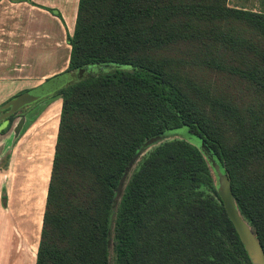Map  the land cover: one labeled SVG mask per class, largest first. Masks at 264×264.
Segmentation results:
<instances>
[{"label":"trees","instance_id":"1","mask_svg":"<svg viewBox=\"0 0 264 264\" xmlns=\"http://www.w3.org/2000/svg\"><path fill=\"white\" fill-rule=\"evenodd\" d=\"M67 42L60 76L73 81L53 95L62 108L36 264H253L202 146L264 254V12L80 0ZM195 69L237 87L210 95Z\"/></svg>","mask_w":264,"mask_h":264},{"label":"crops","instance_id":"2","mask_svg":"<svg viewBox=\"0 0 264 264\" xmlns=\"http://www.w3.org/2000/svg\"><path fill=\"white\" fill-rule=\"evenodd\" d=\"M79 1L0 0V116L20 96L31 99L22 116L0 122V264L37 261L62 108V99L53 95L71 52L67 42L69 54L61 69L60 26L66 39L73 35ZM228 6L264 12V0H228ZM18 82L25 85L12 93ZM44 104L40 112L33 111ZM22 117L25 124L15 139Z\"/></svg>","mask_w":264,"mask_h":264},{"label":"rangeland","instance_id":"3","mask_svg":"<svg viewBox=\"0 0 264 264\" xmlns=\"http://www.w3.org/2000/svg\"><path fill=\"white\" fill-rule=\"evenodd\" d=\"M44 26L46 27V23L44 24ZM60 29H61V31H60V36H59V59H60L61 69H62L63 63L65 62V60H66V58H67V56L69 54V48H68L67 39L65 37V33H64L63 29H62V26H60ZM15 67L18 68L19 66H15ZM194 71H195L196 75L200 77L199 79H195L196 82H198V84L201 86L202 89L208 90L210 95L212 93H214V95L218 94V93H222L223 95H225V92L227 93V90H229V89L232 90L236 86L234 84L233 80L231 81L229 78H227L225 75H223L221 73L210 72V71H206V70H203V69H195ZM12 74H13V76H15V71ZM0 75L3 76L4 73H0ZM59 80H60L61 87L66 86L68 83H70V81H73V79L71 80L68 75H64ZM13 84H15V83H13ZM24 85H25V83L18 82L16 84V86L15 85L13 86L12 93L20 90L21 88H23L22 86H24ZM17 86H18V88H16ZM233 91H235V90H233ZM45 107H46V105L44 104L43 107L42 106H38L37 109H35L33 111L34 112H37V111L40 112ZM175 133L178 134V135H183L185 132L184 131H178V132H175ZM20 135H21V133H20ZM15 139H17V138L15 137ZM185 139L187 141L193 143V144L194 143L197 144L199 147L201 146L197 142L196 138H194L192 136H186V134H185ZM166 140H164V141H166ZM146 148L147 147H145L142 150V152L136 157L134 163L138 162V161L142 162L146 157L149 156V153L151 152V150H149L145 154H143V152L145 151ZM150 148L151 147H149L148 149H150ZM209 165H210V169L212 171V175H213V177L215 179L217 188H218V190L222 191L223 190V184H222V178H221L220 171L221 172H223V171H222L221 168L217 169L213 165L212 162H209ZM133 170H134V167H132L131 171H133ZM251 257H252L253 264H264V257L256 249H252L251 250Z\"/></svg>","mask_w":264,"mask_h":264},{"label":"water","instance_id":"4","mask_svg":"<svg viewBox=\"0 0 264 264\" xmlns=\"http://www.w3.org/2000/svg\"><path fill=\"white\" fill-rule=\"evenodd\" d=\"M83 73L84 72L81 71L79 73V77H82ZM29 102H31L29 95H26V96L23 95V96H20L19 98L15 99V100H13L10 104L12 110L8 114L0 116V122L2 120H4L5 118L13 115L17 110H19L21 107H23L25 104H28ZM24 124H25V118L22 117L20 122L18 123V125L15 128L16 138L19 137V135H20V133L24 127ZM164 140H165V138H162V137H158V138H154V139L150 140L145 145V147H147V148L145 149L143 154H145L149 150L152 151L154 147L160 145L162 143V141L164 142ZM149 147H151V148L148 149ZM202 149L205 152L209 162H212L213 165L217 169H219L220 166L215 161V157L213 156L212 152L204 146H202ZM220 174H221V178H222L223 190L222 191L218 190L219 195L222 199L225 210H226L230 220L232 221L241 241L243 242V244H244L247 252L249 253L250 257H251V250L252 249H256L264 257L262 248H261L258 240L256 239L255 235L251 231L249 225L240 216V214L236 208V204H235L233 193H232V187H231V184H230V181H229L227 175H225L221 171H220ZM251 259H252V257H251Z\"/></svg>","mask_w":264,"mask_h":264},{"label":"flooded vegetation","instance_id":"5","mask_svg":"<svg viewBox=\"0 0 264 264\" xmlns=\"http://www.w3.org/2000/svg\"><path fill=\"white\" fill-rule=\"evenodd\" d=\"M30 96V95H29ZM48 99V98H47ZM47 99H44V100H42V101H45V100H47ZM33 106V105H32ZM41 106V105H40ZM27 107H30V106H27ZM27 107H23V108H21V109H19V110H17L13 115H11V116H9V117H7V119H11V118H16L18 115H23L24 113H25V111L27 110L26 108ZM12 109H10V110H7V111H5L4 112V115H6V114H8L10 111H11ZM29 112V111H28ZM1 115V114H0Z\"/></svg>","mask_w":264,"mask_h":264},{"label":"bare ground","instance_id":"6","mask_svg":"<svg viewBox=\"0 0 264 264\" xmlns=\"http://www.w3.org/2000/svg\"><path fill=\"white\" fill-rule=\"evenodd\" d=\"M57 108V107H56ZM56 108L54 110H56ZM26 217V216H25Z\"/></svg>","mask_w":264,"mask_h":264}]
</instances>
